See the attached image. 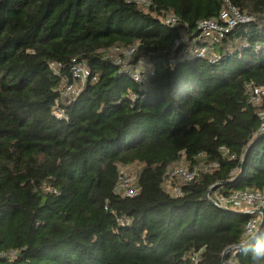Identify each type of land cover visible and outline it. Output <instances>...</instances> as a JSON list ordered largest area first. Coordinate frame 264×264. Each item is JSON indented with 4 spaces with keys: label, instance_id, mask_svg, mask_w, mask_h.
Masks as SVG:
<instances>
[{
    "label": "trees",
    "instance_id": "16d2710c",
    "mask_svg": "<svg viewBox=\"0 0 264 264\" xmlns=\"http://www.w3.org/2000/svg\"><path fill=\"white\" fill-rule=\"evenodd\" d=\"M151 2L0 0V264H224L245 240L253 217L207 194L264 192V0ZM228 4L250 21L206 39ZM75 64L97 79L64 97ZM182 160L219 167L174 196ZM135 164L137 194H117Z\"/></svg>",
    "mask_w": 264,
    "mask_h": 264
},
{
    "label": "built area",
    "instance_id": "2783aa9c",
    "mask_svg": "<svg viewBox=\"0 0 264 264\" xmlns=\"http://www.w3.org/2000/svg\"><path fill=\"white\" fill-rule=\"evenodd\" d=\"M128 3L134 2L136 5L143 9L151 7V0H126ZM250 21L249 18L243 16L237 9L233 8L228 4V8L222 11L220 16V22L224 25H221L219 21L206 20L199 23V30L202 32L203 36L206 39H215L216 37H223L228 34L234 27L239 23H244ZM178 22L177 18L174 15H170L164 19V23L167 25H176ZM136 49H119L116 48L113 50L114 54L123 55L125 58L118 57L117 64L127 66L128 60L134 55ZM206 49H202L199 53L204 55ZM149 68V65L143 62H139L137 68ZM72 74L75 83L68 86L64 91V97H77L84 85L92 78L93 81H96V77H92L91 71L83 66V64H75L72 67ZM134 81L142 86L146 85V78L142 75L141 72L136 71L133 75ZM264 100V85L262 86H252L250 88V103L254 107L262 105ZM59 114L60 111H58ZM259 118L261 125L259 128V133L264 135V111L259 113ZM225 149H222V152ZM202 156V155H200ZM234 157H232L233 159ZM202 165H191L189 167L180 164L173 165L169 168L166 174V184L171 188V192L174 196H181L182 190L178 184L172 185L175 180H180L181 183H191L194 182L201 172L208 173L212 168H218V164H213L203 168ZM123 169V168H122ZM122 169L119 174V180L116 187V193L121 194L125 197H134L138 190L136 187L131 185V180L125 176L122 172ZM212 189H210L211 191ZM208 200H210L216 206L232 210L236 214L249 215L253 218L245 227L244 239L249 238L250 233L253 232L257 226L261 227L264 219V192L261 191H241L226 195L223 193L221 186L217 187L215 190L208 192ZM238 247L232 248V250H237ZM235 256V253H233ZM227 264H235L233 258L228 260Z\"/></svg>",
    "mask_w": 264,
    "mask_h": 264
},
{
    "label": "clouds",
    "instance_id": "9594fccd",
    "mask_svg": "<svg viewBox=\"0 0 264 264\" xmlns=\"http://www.w3.org/2000/svg\"><path fill=\"white\" fill-rule=\"evenodd\" d=\"M236 255L247 256L250 264H264V235H261L259 226L250 233L248 239L238 242Z\"/></svg>",
    "mask_w": 264,
    "mask_h": 264
},
{
    "label": "rangeland",
    "instance_id": "374dc122",
    "mask_svg": "<svg viewBox=\"0 0 264 264\" xmlns=\"http://www.w3.org/2000/svg\"><path fill=\"white\" fill-rule=\"evenodd\" d=\"M108 55H109L110 57H114V56H115V54L113 53V51L108 52ZM179 164H180L181 166H183V165H185V166H187V167L191 166L190 163H187L185 160H182ZM141 168H142V166H140V165H138V164H135V165H133V166H131V167H125V168L122 169V172L125 174V176H126L127 178H129V179L131 180V185H133L134 187H135V185H136L137 175H138L139 171L141 170ZM174 183L180 185V184H181V181H180V180H175ZM168 188L170 189V187H168ZM233 252H234V251H233L232 248H231V249H229L228 254H229V255H231V254L233 255ZM223 260H224V259H223ZM227 262H228V261H226L225 264H227Z\"/></svg>",
    "mask_w": 264,
    "mask_h": 264
},
{
    "label": "water",
    "instance_id": "95a60500",
    "mask_svg": "<svg viewBox=\"0 0 264 264\" xmlns=\"http://www.w3.org/2000/svg\"><path fill=\"white\" fill-rule=\"evenodd\" d=\"M254 144H255V143H253V144L249 147V151L252 149V147L254 146ZM246 156H247V153H246V155H245L244 161H245V159H246ZM244 161H243V163H244ZM216 188H217V187L213 188L211 191L215 190ZM211 191H209V192H211ZM263 225H264V219H263V222H262V225H261L260 228H262ZM228 252H229V250H227V251L224 253V260H223V261H224V264H225L226 261H227V255H228Z\"/></svg>",
    "mask_w": 264,
    "mask_h": 264
}]
</instances>
